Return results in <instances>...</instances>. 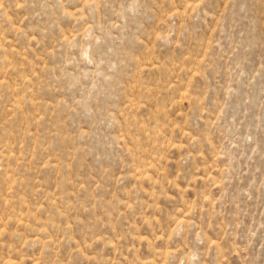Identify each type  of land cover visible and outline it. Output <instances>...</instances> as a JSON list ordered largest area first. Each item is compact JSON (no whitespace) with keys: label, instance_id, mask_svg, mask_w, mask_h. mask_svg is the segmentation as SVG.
Segmentation results:
<instances>
[{"label":"rangeland","instance_id":"1","mask_svg":"<svg viewBox=\"0 0 264 264\" xmlns=\"http://www.w3.org/2000/svg\"><path fill=\"white\" fill-rule=\"evenodd\" d=\"M0 264H264V0H0Z\"/></svg>","mask_w":264,"mask_h":264}]
</instances>
